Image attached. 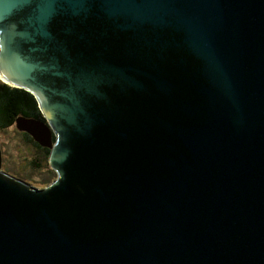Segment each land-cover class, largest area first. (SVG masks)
<instances>
[{
    "label": "water",
    "instance_id": "obj_1",
    "mask_svg": "<svg viewBox=\"0 0 264 264\" xmlns=\"http://www.w3.org/2000/svg\"><path fill=\"white\" fill-rule=\"evenodd\" d=\"M0 81L55 173L0 264H264V0H0Z\"/></svg>",
    "mask_w": 264,
    "mask_h": 264
},
{
    "label": "rangeland",
    "instance_id": "obj_2",
    "mask_svg": "<svg viewBox=\"0 0 264 264\" xmlns=\"http://www.w3.org/2000/svg\"><path fill=\"white\" fill-rule=\"evenodd\" d=\"M27 144L26 139L16 129L15 124L0 131V170L27 182L33 187L43 188L54 179L55 173L43 161L41 155Z\"/></svg>",
    "mask_w": 264,
    "mask_h": 264
},
{
    "label": "trees",
    "instance_id": "obj_3",
    "mask_svg": "<svg viewBox=\"0 0 264 264\" xmlns=\"http://www.w3.org/2000/svg\"><path fill=\"white\" fill-rule=\"evenodd\" d=\"M18 117L43 120L42 115L37 109L36 101L30 93L0 82V131L15 124V120ZM28 139L32 141L30 137ZM34 145L36 146L35 143ZM36 147L40 150L43 161L47 163L49 150L38 146Z\"/></svg>",
    "mask_w": 264,
    "mask_h": 264
},
{
    "label": "flooded vegetation",
    "instance_id": "obj_4",
    "mask_svg": "<svg viewBox=\"0 0 264 264\" xmlns=\"http://www.w3.org/2000/svg\"><path fill=\"white\" fill-rule=\"evenodd\" d=\"M14 88H15V87H14ZM20 134H22V136L24 137V139H26V141H27V143H28L27 145L30 146V147H32L35 151H37L38 154H40V150H38V148L36 147V146H38V147H40V146L37 145V144L32 140V141L36 144V146H35L34 143L28 139L30 136L27 135L26 133L20 132ZM30 138H31V137H30ZM40 148H42V147H40ZM2 172H3V171H2Z\"/></svg>",
    "mask_w": 264,
    "mask_h": 264
}]
</instances>
